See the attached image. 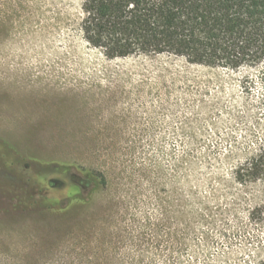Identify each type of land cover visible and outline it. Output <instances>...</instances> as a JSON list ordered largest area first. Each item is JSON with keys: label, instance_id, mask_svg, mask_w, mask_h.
<instances>
[{"label": "rangeland", "instance_id": "obj_1", "mask_svg": "<svg viewBox=\"0 0 264 264\" xmlns=\"http://www.w3.org/2000/svg\"><path fill=\"white\" fill-rule=\"evenodd\" d=\"M80 6L0 0V264H264V66L108 59Z\"/></svg>", "mask_w": 264, "mask_h": 264}, {"label": "trees", "instance_id": "obj_2", "mask_svg": "<svg viewBox=\"0 0 264 264\" xmlns=\"http://www.w3.org/2000/svg\"><path fill=\"white\" fill-rule=\"evenodd\" d=\"M80 14L83 40L108 59L169 55L235 72L264 66V0H81ZM233 175L243 186L264 182V142ZM93 193L70 203H90Z\"/></svg>", "mask_w": 264, "mask_h": 264}]
</instances>
